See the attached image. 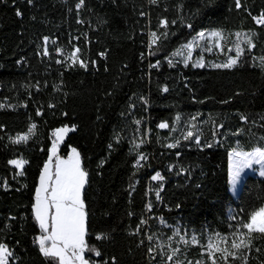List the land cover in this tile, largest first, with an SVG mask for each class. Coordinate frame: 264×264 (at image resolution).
<instances>
[{
    "label": "trees",
    "instance_id": "obj_1",
    "mask_svg": "<svg viewBox=\"0 0 264 264\" xmlns=\"http://www.w3.org/2000/svg\"><path fill=\"white\" fill-rule=\"evenodd\" d=\"M262 15L264 0H0V244L12 253L8 264H56L39 250L34 205L52 132L64 128L75 130L59 154L75 149L88 174V260L212 264L211 241L235 251L232 240L264 207V178L248 174L237 199L229 190L230 153L264 151ZM208 31L244 32L254 47L230 68L169 63ZM12 160L26 162L23 174ZM177 229L187 243L173 239ZM213 255L216 264H264V234L253 233L237 258Z\"/></svg>",
    "mask_w": 264,
    "mask_h": 264
},
{
    "label": "snow or ice",
    "instance_id": "obj_2",
    "mask_svg": "<svg viewBox=\"0 0 264 264\" xmlns=\"http://www.w3.org/2000/svg\"><path fill=\"white\" fill-rule=\"evenodd\" d=\"M153 3L156 0H152ZM83 3V0H81ZM237 6H240V0H237ZM19 15V13H17ZM258 23H264V15L261 16ZM164 26H167V21L162 22ZM191 27V25H189ZM154 41L156 39V34L153 33ZM213 37L222 38L220 32L211 33ZM239 35V34H237ZM199 38L203 39L205 37L204 32L198 34ZM247 43L254 47L249 38ZM186 48H192V44L185 46ZM76 51H79L77 49ZM179 54V53H178ZM103 55V54H102ZM240 55V51H237V59ZM190 58V57H189ZM237 59H231L229 63L225 65H217V67H232L237 63ZM59 62V61H57ZM171 64V61H169ZM81 67H87V65L81 60ZM197 66H203L198 64ZM164 91H167L165 88ZM39 114V113H38ZM160 127H167L166 124H161ZM35 128L29 129V132ZM74 131L75 129H70ZM58 131L67 132L69 129L64 128ZM188 136H192L191 132H188ZM28 136L17 137L13 142L20 143L21 141H27ZM199 143V140L196 141ZM168 147H173V145H168ZM53 151H55V145H53ZM75 159L69 157L68 161L60 160L59 164L56 166L54 174H50L49 165L51 164V156L48 162L44 165L43 173L40 176V186L36 189V203L34 205L35 219L39 222V227L43 231L44 235L37 238V243L39 245L40 252L46 257L51 258L56 261V264H68L70 259L79 261V264H88V261L84 259L83 253L86 250V216L85 204L82 199V190L87 181V172L84 171L80 165L79 153L73 149ZM237 160L234 164L233 171V181L235 182L239 175L240 169L244 166H251V159L255 155L258 157L256 163H261L264 159V151H258L255 154L249 153L247 156L241 153H235ZM141 160L144 159L143 156L140 157ZM9 163L13 164L16 168H23L25 161L12 160ZM21 174L22 171H21ZM264 175V173H262ZM153 180L163 179L159 173H156L152 177ZM157 198H159V192L156 193ZM150 207V206H149ZM244 229L247 230L245 233H237V239H233L231 243L232 249L235 251H229L227 247L220 248L216 247L215 251L225 253L222 258L227 262L228 256L236 257V251L241 248H250L253 233L264 234V207L259 208L257 211L253 212L247 223L242 225ZM51 229V230H50ZM176 234L179 235V230L177 229ZM102 237L98 236L97 239ZM151 239V237H149ZM225 244H227V238H220ZM195 242V237L192 238ZM51 241L50 246H46L47 242ZM187 243V241H184ZM208 249H213V244L209 243L207 245ZM180 249H172L171 254L168 259L171 260ZM12 255L6 245L0 244V264H8V258ZM95 255L99 256L100 253L97 251ZM209 259L212 264H216V260L212 252H209ZM245 264L247 261L245 259Z\"/></svg>",
    "mask_w": 264,
    "mask_h": 264
},
{
    "label": "rangeland",
    "instance_id": "obj_3",
    "mask_svg": "<svg viewBox=\"0 0 264 264\" xmlns=\"http://www.w3.org/2000/svg\"><path fill=\"white\" fill-rule=\"evenodd\" d=\"M204 33H205V37L203 39L199 38V36L197 35L195 38L191 40L189 44L193 45L192 48L190 49L186 48L185 47L186 45H185L178 52H176L170 60L171 63L173 65L184 64V65H192L194 67H201L197 65L202 64L203 66H209V67H214V68H230V67H217V65H225L229 63L231 59H237V51L239 50L241 54L245 46L248 45L247 40L249 39V37L244 32H238L233 35L222 34V38L213 37L211 35L213 31H208ZM70 58H71V61L73 62L74 57L72 56ZM238 59H237V62H238ZM166 128L167 127H163V129H166ZM56 140H55V143H56ZM59 146L60 145H55V151H53V149L51 151L50 156L52 160H51V164L49 165L50 174L55 173L56 166L59 164L60 160L68 161L69 157H73V159H75L73 152L71 155H69V157L61 156L58 151ZM258 151L260 150L253 151L251 153L255 154ZM235 153H241V154H244L245 156H247V154L249 153H245L241 151H233L229 155V176H230L229 190H230V193L233 195V197L237 199L239 196L240 190L242 188L243 181L248 174L257 175L261 178H264V175H262V173H264V159H262L261 163H256V159L258 157H256L255 155H253L252 157H249V159H251L252 161L251 166L242 167L240 169V175L238 179L234 182L233 181V171H234V164L237 160V156L234 155ZM79 160H80V156H79ZM80 165H81V161H80ZM83 190H82V199H83ZM230 215L231 217L233 216V210H230ZM176 231L174 233L173 239H178L179 242H184L185 236L181 235L180 233L179 235H177ZM48 243L50 246L51 241H48L47 244ZM210 243L213 244V249H208V250L209 252H212L214 254L216 252L215 251L216 247H220V243L218 241H211ZM86 255H87V247L83 253L84 259L88 261V264H96L88 260L86 258ZM93 255L94 257H97V255L95 254ZM68 264H79V261L70 259Z\"/></svg>",
    "mask_w": 264,
    "mask_h": 264
},
{
    "label": "crops",
    "instance_id": "obj_4",
    "mask_svg": "<svg viewBox=\"0 0 264 264\" xmlns=\"http://www.w3.org/2000/svg\"><path fill=\"white\" fill-rule=\"evenodd\" d=\"M67 129H69V128H67ZM70 133V129H69V131H67V132H61V131H59V136H58V138H57V140H56V143H54L53 145H60L62 142H64V140L66 139V137L68 136V134ZM52 149H53V146L51 147V150H50V155H51V151H52ZM72 152L73 151H71L70 152V154L69 155H71L72 154ZM77 152V151H76ZM78 153V152H77ZM69 155H68V157H69ZM21 161H23V160H21ZM12 166H14L13 164H11ZM26 165V163H24L23 164V168H24V166ZM15 167V166H14ZM23 168H22V170H23ZM18 169V168H17ZM21 169H18V171L19 172H21L22 171Z\"/></svg>",
    "mask_w": 264,
    "mask_h": 264
},
{
    "label": "built area",
    "instance_id": "obj_5",
    "mask_svg": "<svg viewBox=\"0 0 264 264\" xmlns=\"http://www.w3.org/2000/svg\"><path fill=\"white\" fill-rule=\"evenodd\" d=\"M52 136L55 138V140L58 138L59 136V132L58 131H54L52 132Z\"/></svg>",
    "mask_w": 264,
    "mask_h": 264
}]
</instances>
